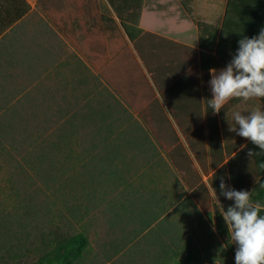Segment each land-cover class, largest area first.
I'll use <instances>...</instances> for the list:
<instances>
[{"label":"trees","instance_id":"obj_1","mask_svg":"<svg viewBox=\"0 0 264 264\" xmlns=\"http://www.w3.org/2000/svg\"><path fill=\"white\" fill-rule=\"evenodd\" d=\"M179 1L196 26L203 72L225 67L241 38L255 36L264 29V0H226L223 16L217 23L195 18L193 0ZM144 3L145 0H104L102 3L83 0L81 17L75 24L68 25L66 20L64 25H56L59 33L76 45L78 31L84 26L94 29L96 37L106 36L111 40L116 36L113 26L117 19L159 85V53L146 58L143 43L163 39L140 26ZM30 11L27 0H0V35ZM47 17L50 19L49 14ZM159 46L160 43L150 45L153 50H159ZM120 62V59L109 61L107 58L103 66L109 71H118ZM95 67L98 69V65ZM203 86L209 87L208 80ZM104 95L107 96L101 100L91 96V92L71 97L62 95L64 105L45 115L46 125L55 127L51 129L54 140L45 143V137H41L40 145L37 140L26 142L36 134L47 135V129L29 123L34 112L30 115L28 111L35 110V95L32 97L29 93L24 97L30 104L22 110L18 108L19 101L10 104L13 97L18 98L14 94L2 104L0 131L6 133L14 152L20 155L15 161L12 159L14 171H7L5 183L3 186L0 183V264H235L237 244L231 240L217 205L209 209L201 204L207 226L218 241L200 247L198 238L186 234L188 230L196 233L188 221L176 220L174 224L167 217L166 226L160 228L155 216L149 222L132 219V206L117 201V196L111 200V196L96 188L101 183L104 185L106 179H110L112 190L118 187L126 179L123 171L132 170L133 163L128 161L133 157V150L136 152L140 146L136 137L121 141L127 128L122 122L116 125L112 118L113 113L119 114L114 105L120 102L114 97L110 102L112 94L105 92ZM259 99L264 104V98ZM154 105H158L151 106L157 114L160 106ZM147 119L143 121L146 123ZM155 122H159L156 117ZM21 138L24 142L20 143ZM132 142L135 147L130 149ZM24 147L30 150L19 153L18 149L24 150ZM65 155L66 163L62 161ZM43 162L47 166L39 169L38 165ZM126 175L128 178L130 173ZM80 181L83 189H88L87 185L90 189L78 199L75 194ZM260 181H264V175ZM133 187L134 191L138 190L136 185ZM249 192L252 202L260 204L264 214V183L256 182ZM75 198L78 200L73 201ZM188 201L194 205L191 197L184 203ZM232 203L227 199L222 205L226 210ZM67 214L72 217L68 218Z\"/></svg>","mask_w":264,"mask_h":264},{"label":"rangeland","instance_id":"obj_2","mask_svg":"<svg viewBox=\"0 0 264 264\" xmlns=\"http://www.w3.org/2000/svg\"><path fill=\"white\" fill-rule=\"evenodd\" d=\"M28 1L31 7H33V11L25 20V25L30 24V22H41V25H46V29L44 27L41 29L42 35L44 33L45 35L41 37L42 42L40 41L41 44L39 47L40 53L37 56V61H34V68H37V70L32 69L31 64H25L29 66V69L27 70L25 66L23 86L17 88V91L23 94L17 93L15 97L18 98L13 97L10 104L14 105L19 101L18 108L22 110L24 105L30 104L24 97L29 95V93H31L32 97L35 95L33 101L35 110L28 111L30 115L34 112V114L32 113L33 116L29 117V123L43 130L47 129L45 132L47 135L41 136V133H39L36 134L34 138H28L26 142L37 140L36 143L40 145L43 139H41V137H45V143L54 140L51 129L55 127L46 125L45 115L50 114V112L53 113V111L58 109V106L64 105L61 100L62 95L71 97L73 94L79 95L83 92H91V96L94 95L95 98L97 97V99L101 100V98L104 99L107 96L104 95L105 92H107L108 95L112 94L111 97H109V101L111 102V98L114 97V99L120 102V104L114 105L115 112L118 111L119 114L116 115V113H113V123L115 122L117 125L122 122L124 123L122 124L123 127L127 128L121 141L133 140V137H136L137 145L140 146L136 152L133 150V157L130 158V161L127 160L133 163V168L130 171H123L126 179H122V183H118V187L112 190L110 179H106L104 185L101 183L96 185V188L100 190L102 194L108 197L111 196V200L114 196H117V201L125 206H132V214L134 215L132 219H137L141 222H149L153 219L152 216H155L154 218L156 220L159 219L157 222H159L160 228L166 226L165 223L168 218L174 224L176 220H186L188 221V225H192V228L196 231V233L193 234L188 230L190 228H188L186 234H190L195 239L198 238L196 241L200 247L201 245L206 246L207 244L217 242L218 238L214 236V232L212 233L207 226V221L202 212L203 210L199 208L200 204H197L199 207H194L189 201L184 203L187 196L189 197V195H192L193 191L188 192L180 189L182 186L176 184L177 181H181L179 175H176L177 170H174L173 167L164 160V173H162V177L165 181L163 187L161 186L160 152L162 149L158 143L160 141V129L154 126L155 117L159 119V122L161 117L159 110L157 114H154L152 111V107L158 106L154 104L160 105L159 85L145 67L134 44L127 40L119 21L115 19L113 30L116 36L111 40L107 39L106 36L96 37L93 34L94 29H89L84 26V28L78 31L77 37L79 41H77L76 45H73L69 41L67 42V40L64 41L56 34L54 28L48 24L47 15L51 9L63 8L65 5L68 7L72 6L74 0ZM155 2L158 3V0H145L146 12L144 14L143 24H148L158 29L163 28L162 26L164 25L172 26L173 19H165L166 16H163V13L159 9H150V4H154ZM157 8H160V6H157ZM180 10L183 11L181 6ZM160 42V39H153L152 41L149 40L146 44L143 43V46L147 50H144L146 58L150 57V54L157 55V52L159 53L158 49L153 50L150 45L159 44ZM77 45L81 47L78 48ZM119 50L121 51L118 54L117 52H119ZM83 53L89 57L90 60L87 59ZM107 58L109 61L120 59L122 63L120 62V66L118 65V71L116 69L109 71L106 66H103ZM158 61L160 62V58ZM95 65H98V69H96ZM26 70L29 71V73H26ZM42 91L45 92L41 93ZM1 106L2 105H0V114L2 113ZM152 114L155 116L154 119L151 117ZM172 116L174 117V122L166 121L167 125L163 129H166L165 132L171 136L173 135V138H175V134L177 133L175 124H177V120L175 115ZM145 117H148L146 123L143 121ZM177 119L179 120L178 117ZM61 121L57 122V124ZM120 129H122V127ZM1 132L2 131H0V183L3 186L5 183L4 174H6L7 171H14L13 167L15 163L12 162V159L15 161L14 159L20 154L17 155L14 152V145L10 144V138L6 136V133L3 134ZM19 138V136L16 137L17 140H19ZM19 142L21 143L24 141L21 138ZM45 143L43 141V145H45ZM134 147L135 143L132 142L130 149ZM28 150H30V148L24 147V150L18 149V152L21 153L23 151L25 153ZM8 153H10L11 156L7 155ZM62 161L64 163L68 162L66 155ZM69 163L70 166L71 162ZM45 166L47 165L43 162L41 165H38V168H44ZM127 172L130 173L128 178L126 175ZM79 174L82 176L81 170ZM134 185L137 186L136 188L138 190L134 191ZM87 186L88 189H90V186ZM177 187L180 188L177 189ZM88 189L86 187L83 189L82 182L80 181L75 196L79 199L83 192L85 194ZM210 195L212 196L211 192L207 191V196L210 197ZM77 198L73 199V201L78 200ZM85 198H82V201L86 204ZM213 201L214 199L210 198L208 201H203V204L208 203L205 207L212 209ZM56 208L57 207L54 208V211ZM168 212H171V214H168ZM136 216L138 217L136 218ZM67 217L71 218L72 216L67 214Z\"/></svg>","mask_w":264,"mask_h":264},{"label":"crops","instance_id":"obj_3","mask_svg":"<svg viewBox=\"0 0 264 264\" xmlns=\"http://www.w3.org/2000/svg\"><path fill=\"white\" fill-rule=\"evenodd\" d=\"M97 1L102 3L104 0ZM27 2L29 3L28 0ZM73 2L69 7L65 5L61 9H51L48 12L50 19L47 17L48 24L56 34L70 43L69 39L59 33L56 24L64 25L66 20L68 25L75 24L76 19L81 17L83 0ZM225 2L226 0H193V15L204 22L217 23L223 16ZM145 9L144 3L140 26L148 33H158L154 35L163 39L159 46L161 120L154 122V126L160 129L161 186L165 181L162 177L164 160L177 170L176 175H179L181 181L176 184L182 186L177 189L193 191V196L189 197L194 200L195 206H207L208 203L203 204V201L210 198L214 199L212 206H218L220 201L222 205L227 200L220 191L222 179L230 188L249 191L264 175V152H259L258 146L247 138L228 130L235 111L246 114L252 109H264V104L259 98L248 101L233 98L224 103L220 112L214 113L210 108V85L206 88L203 86V82L209 81L211 77L209 71L203 72L200 69L197 29L192 20L180 10V1L158 0V3L150 4V9H159L166 16L165 19H173L172 26L164 25L160 29L143 24ZM32 11L33 7L30 13ZM30 13L0 35V105L7 102V98L13 94H23L17 88L23 86L25 64H31L32 69L37 70L34 68V61H37L40 53L41 37L45 35H42L41 29H46V25H41V22L25 25ZM172 115L177 120L175 138L163 129L167 125L166 121L174 122ZM242 145L245 147H241ZM249 149L254 152L252 156L248 155ZM207 191L212 196H207Z\"/></svg>","mask_w":264,"mask_h":264},{"label":"clouds","instance_id":"obj_4","mask_svg":"<svg viewBox=\"0 0 264 264\" xmlns=\"http://www.w3.org/2000/svg\"><path fill=\"white\" fill-rule=\"evenodd\" d=\"M209 73L210 108L214 113L220 112L224 103L233 98L244 101L264 98V29L255 36L241 38L227 65L219 71L211 68ZM232 119L228 130L247 138L258 146L259 152H264V109H252L246 114L235 111ZM253 154L249 149L248 155ZM220 191L226 199L233 201L226 210L218 202L217 211L231 240L237 244L235 264H264V214H261V205L252 202L248 190L230 188L223 179Z\"/></svg>","mask_w":264,"mask_h":264},{"label":"water","instance_id":"obj_5","mask_svg":"<svg viewBox=\"0 0 264 264\" xmlns=\"http://www.w3.org/2000/svg\"><path fill=\"white\" fill-rule=\"evenodd\" d=\"M123 30V29H122ZM123 33L125 34V36H126V38H127V40L131 43V41H130V39L127 37V35H126V33H125V31L123 30Z\"/></svg>","mask_w":264,"mask_h":264}]
</instances>
